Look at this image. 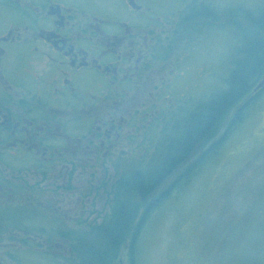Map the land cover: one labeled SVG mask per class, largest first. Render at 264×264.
<instances>
[{
    "label": "flooded vegetation",
    "instance_id": "flooded-vegetation-1",
    "mask_svg": "<svg viewBox=\"0 0 264 264\" xmlns=\"http://www.w3.org/2000/svg\"><path fill=\"white\" fill-rule=\"evenodd\" d=\"M167 6L0 0V264H71L113 218L118 159L163 116V33L188 27Z\"/></svg>",
    "mask_w": 264,
    "mask_h": 264
},
{
    "label": "rangeland",
    "instance_id": "rangeland-1",
    "mask_svg": "<svg viewBox=\"0 0 264 264\" xmlns=\"http://www.w3.org/2000/svg\"><path fill=\"white\" fill-rule=\"evenodd\" d=\"M201 2L220 9L264 4V0H168L167 20L179 21L190 6L198 8ZM233 20L243 22L238 17H228L226 21ZM179 23V33L171 34L169 30L163 33V41L167 42L159 57L166 69L161 76L152 78L156 80L152 106L161 108L163 116L143 125L145 131L136 141L131 156L119 157L118 170L111 178L119 180V184L131 174L159 164L168 141L182 134V128L173 126L175 115L178 112L185 115L191 104L197 106L217 92L235 58L237 36L229 26L209 34L207 30L201 31L205 33L203 37L191 40L189 32L183 33ZM195 23L207 27L214 24L207 18ZM110 175L106 174V180ZM117 188L111 189L114 199ZM110 202L107 199V204ZM114 202L115 208L117 200ZM144 209L139 207L128 238L111 264H264V90L244 123L220 150L188 184L175 190L144 220L131 261V235L140 225ZM70 228L85 232L80 226ZM97 230L96 227L93 234L79 233V236L93 240ZM71 260V264H82L79 258Z\"/></svg>",
    "mask_w": 264,
    "mask_h": 264
},
{
    "label": "trees",
    "instance_id": "trees-1",
    "mask_svg": "<svg viewBox=\"0 0 264 264\" xmlns=\"http://www.w3.org/2000/svg\"><path fill=\"white\" fill-rule=\"evenodd\" d=\"M200 4L198 8L190 6V11L182 15L183 23L188 26L186 31L191 40H195L205 35L201 31L207 30L209 34L229 26L237 36L236 55L229 74L206 101L189 108L185 115H175L173 126L182 128V134L168 141L155 168L137 171L120 182L113 218L95 232L93 240L84 239L76 251L82 264H111L118 258L133 218L139 207L144 206V217L131 235L132 261L133 246L141 235L144 220L175 190L188 184L191 177L220 150L233 131L244 123L259 93L264 90L252 94L264 77V4L231 9L205 6V2ZM228 17H238L243 22H228ZM203 18H209L214 24L207 27L195 23ZM203 27L207 29L198 30Z\"/></svg>",
    "mask_w": 264,
    "mask_h": 264
},
{
    "label": "water",
    "instance_id": "water-1",
    "mask_svg": "<svg viewBox=\"0 0 264 264\" xmlns=\"http://www.w3.org/2000/svg\"><path fill=\"white\" fill-rule=\"evenodd\" d=\"M263 88H264V77L261 79V81L258 83V85L256 86V88L254 89L253 94L259 92Z\"/></svg>",
    "mask_w": 264,
    "mask_h": 264
}]
</instances>
